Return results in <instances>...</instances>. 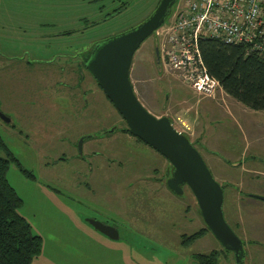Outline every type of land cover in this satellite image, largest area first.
I'll return each mask as SVG.
<instances>
[{
    "label": "rangeland",
    "instance_id": "374dc122",
    "mask_svg": "<svg viewBox=\"0 0 264 264\" xmlns=\"http://www.w3.org/2000/svg\"><path fill=\"white\" fill-rule=\"evenodd\" d=\"M159 1L0 0V134L19 158L7 172L24 201L19 212L43 238L32 264H198L193 254L212 250L222 251L219 264H237L211 232L182 245L183 234L207 228L194 194L169 189L170 161L124 129L103 89L94 83L81 111L74 95L50 87L96 45L148 18ZM131 79L142 103L196 142L227 185L223 212L244 242V264H264V200L256 197L264 194V109L225 90L198 96L159 68L154 34L137 49ZM2 108L13 112L15 125L4 121ZM106 128L115 129L86 142L81 157V136ZM92 148L99 154L91 157ZM237 191L257 203L238 207L231 200ZM88 218L116 225L120 239L101 234Z\"/></svg>",
    "mask_w": 264,
    "mask_h": 264
},
{
    "label": "water",
    "instance_id": "95a60500",
    "mask_svg": "<svg viewBox=\"0 0 264 264\" xmlns=\"http://www.w3.org/2000/svg\"><path fill=\"white\" fill-rule=\"evenodd\" d=\"M177 2L160 0L151 15L137 26L96 45L90 52L87 67L126 120L129 131L168 158L173 167L168 174L169 189L179 195L183 194L184 187L191 189L211 233L226 250L234 253L237 264H242L244 242L228 224L223 212L227 185L219 183L199 149L168 115L157 116L142 103L131 79L137 49L169 20ZM155 60L162 69L156 36ZM82 142L83 138L80 145ZM256 197L264 200V196ZM87 222L109 239H120L118 227L94 218H88Z\"/></svg>",
    "mask_w": 264,
    "mask_h": 264
},
{
    "label": "trees",
    "instance_id": "16d2710c",
    "mask_svg": "<svg viewBox=\"0 0 264 264\" xmlns=\"http://www.w3.org/2000/svg\"><path fill=\"white\" fill-rule=\"evenodd\" d=\"M200 47L209 72L227 93L253 109H264L263 55L248 52L244 44L211 36L202 38ZM192 143L196 146V142ZM12 160L17 158L0 134V264H32L42 252L43 238L34 233L31 223L19 212L24 201L7 176ZM208 232L207 227L183 235L182 245L189 247ZM221 256V251L214 250L196 254L194 259L198 264H219Z\"/></svg>",
    "mask_w": 264,
    "mask_h": 264
},
{
    "label": "built area",
    "instance_id": "2783aa9c",
    "mask_svg": "<svg viewBox=\"0 0 264 264\" xmlns=\"http://www.w3.org/2000/svg\"><path fill=\"white\" fill-rule=\"evenodd\" d=\"M162 67L198 96L224 91L205 63L200 42L217 37L244 44L264 57V0H178L172 16L157 29Z\"/></svg>",
    "mask_w": 264,
    "mask_h": 264
},
{
    "label": "flooded vegetation",
    "instance_id": "af4514ba",
    "mask_svg": "<svg viewBox=\"0 0 264 264\" xmlns=\"http://www.w3.org/2000/svg\"><path fill=\"white\" fill-rule=\"evenodd\" d=\"M90 53H87V55H85L84 57H81V60L79 62V64L76 66L75 64H72L71 66L69 67H65L64 70L65 71H62L63 73V79L61 81H56L54 79H51L52 80V83L50 84V87L52 88H57L56 89V92L58 91H62L64 90V92L68 93V94H72L74 95L76 98H75V104L74 105H79L78 108L81 109V111H85L88 109L89 107V102H90V98L88 99V96L89 94H91L92 92V85L95 83L96 85H98V87H100L101 89L102 86L99 84L98 80L95 78V76L90 73L88 67H87V62H88V59H89V56ZM6 62H4L3 58L2 60H0V69H2L3 71H5V67H6ZM90 74V75H89ZM92 76L93 79H94V82L90 80V77ZM92 79V80H93ZM134 85V84H133ZM135 88V87H134ZM55 89H53L54 91ZM104 90V89H103ZM136 90V88H135ZM79 93L81 95V97L79 96ZM108 97V96H107ZM56 99V98H55ZM109 100H111L110 98H108ZM112 101V100H111ZM114 104V103H113ZM115 105V104H114ZM49 108H53V111L56 110V107L54 106V102H51V104L49 105ZM2 110L5 112V113H1V117L4 119V121H6L7 123L11 124V125H15L16 124V118L14 117V115L12 114L13 112L10 111V110H7L5 108H2ZM120 112V111H119ZM116 127V125H114ZM115 129V128H114ZM114 129H109V128H106V129H103L101 131H98L96 133H86V134H83L81 137L83 138V142L82 144L80 145L79 143V153H80V156L83 157V158H86L85 156V152H84V144L88 141H91V140H101V139H105L107 138L106 137V133L109 132V131H112ZM124 129H126V131L128 133H131L129 131V127H125ZM123 131V130H122ZM133 135V134H132ZM135 137V140L138 141V144L140 142H145L144 140H142L141 138L137 137L136 135H134ZM99 143V142H96V144ZM103 142H100V144H102ZM147 145L151 146L150 144H148L147 142H145ZM152 147V146H151ZM9 148V147H8ZM154 148V147H152ZM10 149V148H9ZM155 149V148H154ZM91 157L93 155H96V154H99V151L95 148H92L91 149ZM10 151L13 153V155L17 158V160L19 159L17 157V155L10 149ZM159 152V151H158ZM160 153V152H159ZM162 155V154H161ZM163 156V155H162ZM167 160L168 158L165 157ZM173 168V167H172ZM90 169H93V166L90 165ZM104 223L106 224H110V225H113V226H116L110 222H105ZM117 227V226H116ZM183 235H189V234H183ZM191 235V234H190ZM225 249V248H224ZM214 251V250H212ZM211 251V252H212ZM222 252V251H221ZM225 252L226 249H225ZM246 253V252H245ZM196 254H201V253H196ZM196 254H193V257L196 255ZM244 264V259H243V263Z\"/></svg>",
    "mask_w": 264,
    "mask_h": 264
},
{
    "label": "crops",
    "instance_id": "0c3cea01",
    "mask_svg": "<svg viewBox=\"0 0 264 264\" xmlns=\"http://www.w3.org/2000/svg\"><path fill=\"white\" fill-rule=\"evenodd\" d=\"M210 113H208V115H209ZM204 133H202V138H204L205 139V131H203ZM201 138V144L203 145V146H205V147H207V148H209L207 145H205L204 144V139H202ZM257 170H261V169H257ZM237 194H238V196L237 195H232L231 196V200H232V202H234V204H238V207H242L243 206V204H245V202L246 203H257V202H255V198L253 197V196H250V197H244L243 195H241V194H239L238 193V191L236 192ZM262 196H264V194L262 193ZM254 198V199H253ZM237 208V207H236Z\"/></svg>",
    "mask_w": 264,
    "mask_h": 264
}]
</instances>
